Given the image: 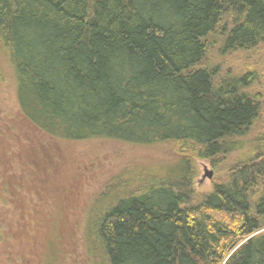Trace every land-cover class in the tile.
I'll use <instances>...</instances> for the list:
<instances>
[{
  "label": "trees",
  "instance_id": "1",
  "mask_svg": "<svg viewBox=\"0 0 264 264\" xmlns=\"http://www.w3.org/2000/svg\"><path fill=\"white\" fill-rule=\"evenodd\" d=\"M221 26L222 56L264 46V0H0V57L29 124L176 150L95 219L93 264H264V154L202 198L194 189L197 161L245 151L262 115L256 76L205 62Z\"/></svg>",
  "mask_w": 264,
  "mask_h": 264
},
{
  "label": "rangeland",
  "instance_id": "2",
  "mask_svg": "<svg viewBox=\"0 0 264 264\" xmlns=\"http://www.w3.org/2000/svg\"><path fill=\"white\" fill-rule=\"evenodd\" d=\"M222 27L208 40L205 62L223 73L256 76L252 93L262 115L245 151L214 164L197 161L198 198L227 181L242 160L264 154V142L256 150L258 137L264 138V46L222 56ZM0 58V264H45L52 242L55 264H93L87 252L95 219L120 196L138 192L142 179L172 167L176 150L44 135L21 116L12 67Z\"/></svg>",
  "mask_w": 264,
  "mask_h": 264
}]
</instances>
